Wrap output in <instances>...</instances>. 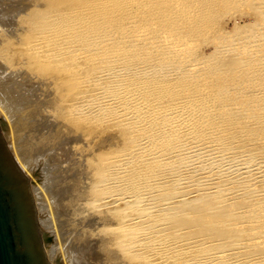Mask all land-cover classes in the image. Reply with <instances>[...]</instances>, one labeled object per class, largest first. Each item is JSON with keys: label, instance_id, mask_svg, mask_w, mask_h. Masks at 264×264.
I'll return each instance as SVG.
<instances>
[{"label": "rangeland", "instance_id": "1", "mask_svg": "<svg viewBox=\"0 0 264 264\" xmlns=\"http://www.w3.org/2000/svg\"><path fill=\"white\" fill-rule=\"evenodd\" d=\"M9 1H10V4H12V6L13 5L14 6H13V9H12L11 12H8V13L6 12L5 13L3 11L4 10L6 11V6H7L6 4H9L8 3ZM91 1L92 0H85V1L84 0H59V1L58 0H52V1L51 0H0V9H4L3 11L0 10V14L6 15L3 18L1 17V19H0V23L2 25L4 24L3 26L0 25V61H1L0 64H2L4 66V70H5L4 72L5 73L6 72L7 73H10L11 71L12 72L15 71V73H13V74H14V77L16 79L17 78L18 79H20V78H28L30 76L29 79L33 83H35V82L33 80V77L31 78V75L33 76L36 73H40L41 74L40 76L43 77L44 85L46 87H48V88H46V91H45L44 90L45 87L43 86V84L41 86L39 85L38 90L36 91V92H39L37 94L38 95V98L36 97L35 100L32 99V101H30L28 103V107L30 106L31 109L27 107L28 108V110H27L28 112L27 111L26 112L23 111L22 116H20V118H19L21 120H20V122L18 124L17 130L16 129H15V131H14V129L11 130V131L15 132L14 135H13V132H12V137H15L16 139H18L17 142L19 144V147L24 152H26V153H28L30 155L36 156V158L32 157V160H35V161L32 162V168H31L30 175L29 176L26 175L22 169H21V171L27 177V179L29 180V183L33 180V181H40V184H41V185H39V184H36L35 185V186H38L39 187V190H38V187H37V189H35V187H33L36 191L35 190L32 191L31 188H30V193H31V196H32L34 212L35 213H42V214H38L37 215V217H40V218H37L38 219L37 221H38V227L44 232V235H45V239L41 238V242H42L43 251H44L45 256L47 258V262L49 264H66V260H67V257L66 256H67V253H68L69 249L71 250V247H73V244L74 243L75 244L77 243L79 245H81V244L83 245L85 243V241H86L89 244V246L91 247V250H90L91 252L90 251L89 252H85V255H84V258H85L84 259V264H161V263L162 264H167V263L168 264H179L178 263L179 262V257L177 258V256H181L182 258H192L193 255H194V257L199 256V254H203L204 255L203 252H205V250H207V249L210 252L214 251L213 249H216L217 247H219L218 244L222 241V239L223 240L225 239L224 237H226V235H225L226 233H227L226 240L228 238H230V236L228 237V235H230V234L233 235V233H235V235H233L232 237L237 236V237L240 238V240H241L240 241L241 242L240 244L243 245L242 248H240L241 249L240 250V253H242V254L243 253H246V254H254L255 253V254L264 255V243H263L264 240L260 242V240H262L264 238V236H261V239H260V237H257V239H260V240H257L256 239L257 241L255 239L253 240L251 238L252 236H256V234L255 235H251V234H254V232L257 233L258 236L261 235V232L260 231H262V235L264 234L263 233L264 232V212H263V209H264V197H263V195H264V193H263L264 192V188H261V187H264V175L263 176H260V177L258 176L256 178L255 176L252 177L253 174L252 173L250 174V172H244V170H242L243 171L242 172L241 169H239V171H238V168L237 167H239L242 164L238 160L235 163L234 162L232 163V161L230 163V161H228V159H226L227 160L226 161L225 158L224 159L223 158H218L216 156H213L212 160H207L206 157H202L200 155H198V156H193L192 155V157H191L192 159L189 161L190 163L188 164V166H186V171H188V173H190L191 175L193 174V177L187 183L188 185L190 184L189 186L186 183L184 184V182L183 183H180L179 182V184L176 183L175 181H173L172 176L167 175V174H165L164 178H162L160 180V182H157L156 184L151 185L152 186V190L158 189V191L155 190L156 192L155 191H151V194H153V196L155 195L154 196L155 197V201L158 203V205L160 207L161 206L164 207V210L165 211L162 210V211L159 212V210H158L159 206H156V207L153 208V211H150L149 216L150 217H160V218H164L166 215L165 216H163V215L166 213V210L168 209L167 207L170 208V207H172V205L174 206L173 203H175V202H176L175 204L178 203L179 205L178 204L177 205L179 207H181V204H180V202L177 201L178 198L176 197V194L177 193H180V192H185V191L189 192V191H192L193 190V192H190L191 194L188 193L186 195L189 198H192V199H190L191 201L188 200L190 202V204L189 205L187 204L189 202H187V203L181 202L182 203V207H185V204H186V206H188V207L190 206V210H191L192 204H193L192 207H194V208L196 206H198L197 204L199 202V199L200 198L202 199L203 196H204L203 198L205 199V195L204 194L206 193V191L210 187V183L208 182L209 179H206V180L203 179V178H206L207 177L206 176V173H205V175L203 173V171H205L204 168L207 169V168L210 167V169H211L212 167H214V168L216 167V169L212 168L211 169V172L215 173L216 174L215 176H218V177L220 176L219 177L220 179L218 177H215V176L214 177L217 178V179H219V180H221V181H222V179H223V181L225 179L226 184L227 185L230 184L229 186H233V184L235 183L236 180L237 181L239 180V182H243V181L249 179V187H246L245 188L246 189L245 192H244V189L241 191L242 194H241V192H239L240 190H237V191L236 190H232L233 193L235 192V194L231 193L232 192L231 191L230 192L231 194L229 193L228 194V197L226 196L225 201L226 200L227 201H226V203L225 202L224 203L226 204L225 205L226 206L225 209L228 208V210L231 209V208H234V206H237V204L239 206H241V208L243 207V209H248V208L252 207L255 203H257L258 200L259 201L262 200L261 203L258 202V204L260 205L259 208H262V209H260L256 213V215H254L255 218L254 217H252V218L251 217H248L247 212H244L243 213L241 211L242 209H240V214L241 215L238 214V216H236V214L235 215L233 214L232 216L229 217V221L231 222V226L229 225V228H231V229L228 228V231H227V229L225 228V231L226 232L223 233L222 231H218L219 229L212 228L213 232L218 231V232L215 233L216 236H217V233L219 234L220 232H222L220 235H222V237L223 236L224 237L222 239L220 238L221 241L219 240V238H217L216 240L214 239L216 237L214 236L215 235L214 233H211V230L210 231L209 230H206L208 228L210 229V226L208 228H206V226H204L202 224L203 225V228H201L202 226L199 224V221L197 220L198 223L197 222H196V224L193 223V227L195 226L194 227V230L192 229L193 227L191 226L189 228L191 229L192 232L189 231V229H187V233L191 232V233H194L195 234V232H198L200 230V228H201V230L203 229V232H202L203 236L206 237L207 240H210L209 238H212L211 240H213V242L216 241L215 243H217V245L213 244V247H212V245H203V246H200L199 248H198V246H193V247L189 248L190 249V252L189 251L180 250L178 248L179 250L178 249L177 250H173L172 249V251H174V252H172L171 249L168 250L169 248L167 247V245H169L168 244L169 243V240L165 241L166 240L165 239V240L161 241L162 244L161 243L158 244V241L157 240H160L162 237H163V239L164 238H167V239H169V238L170 239H175V237H174L175 236L174 235L175 233L176 234H179L182 237V235H183L182 233H184V232L174 229V225H176L177 222H178L177 219H176L177 222L174 221V223H176V224H174L172 226L173 223H171L170 224V226H172L171 229L166 230L165 232L162 233V235L156 234L153 237L154 239H151V240H150V238H145V241L142 244L143 246L141 245V248H140V254H139V256H136V257H138V259H136L133 254H129L128 253V252H133V250H130L129 249V251L127 253L126 252L125 253H122L118 249L119 247L116 244L117 241H115V239L112 238L118 232L115 227H117L116 224L118 222V220L116 219V216H117L116 208L118 207L119 203H117V202L116 203L110 202L111 200L104 201L103 198H100L99 197L100 195H103L102 189L105 186V184L99 183L100 182V179H101V175L100 174L103 171V169L105 168L106 164L108 163V160L106 159V155H109L110 152H113V151H116V150L125 148L129 144V142H131V140H134V139H137L138 138V134H140V132L137 131L136 128H138L139 125L137 127V126H135V123L134 122H130L129 123V122H127L128 120L126 118H123L121 116L116 115L109 108H105V106H107V105H103L104 104L103 99L105 97H107V96H104L103 99L100 98V97H98L100 94H102V95H108L109 96L113 91L116 90V88L118 87V85H120V83L122 85L123 84H126L128 81H131L133 78H134L133 79L134 81H138L137 79L140 80L141 78L139 77V75H136V74H140V76L142 75L141 73H143V72H138V70L142 66H144V67H142V68H144V70H146L147 68L149 70V68L152 65H157L158 66V64H160V63H161L160 65L162 67H164V65H165V63L167 61V63H166L165 66H167L168 68L175 67L176 69L177 68L180 69V70H177V73H176L177 76L176 77L180 78L181 81H180V79H178V78L175 77L176 81H173V82H175L174 84L175 85L177 84V86L172 85V86H170L171 88L170 87H167V86L166 87L163 86V85H166V84H163V82H164L163 78L165 79V77H163V75L161 76V73H164V74H166V73H165L164 69L161 67L162 69L160 68L161 69L160 71H163V72H160V71L159 72H156L155 73L156 76L155 75L153 76L154 78H152V77H151V79L150 78H147V80L150 79L151 81L154 79L153 82L154 81L156 82L157 80H158V82H160L159 83V86H161V88H160L161 95L163 93H165V92H166L165 94H167V93L169 94V92L176 93L177 90H178L177 87L180 88L181 87L180 84L182 82V85H184L185 87L190 85L189 87H191V88L186 87L188 90H185V91L186 92H189L190 91L189 89L193 90V95L195 96V99H194L195 101H197L196 99L199 96V99L200 100L197 101V106L200 105V102L202 101L201 100L202 98L203 99L206 98L209 95V93H211V92L212 93H215V91L220 94V95H218L219 98L222 96L223 99L220 98L221 99V103L222 102H224V103L229 102L230 101L229 99H231L232 102L233 101L234 102H236V101L238 102V101L242 100L243 97H245V98L248 97L249 99L247 98V100L250 102L249 105H251L252 102H253L252 99H254V98L255 99H258V98H260L259 96H261L263 94V92H261V93L257 92L260 89L259 87H264V83H263L264 82V80H263L264 79V77H263L264 76V67H262V66H264V64L262 63V58L264 59V40H262V38H261V35H263V37H264V33H263L264 32V14H263L264 13V0H214V1L213 0H207V1L206 0H201V1L200 0H188L189 2L187 0H181V1L180 0H162V1L161 0H153V4L149 0H148V2H146L147 0H132L133 1V2L131 1L132 3L129 2L130 0H128V3H127V0H125V3L126 4H124L123 13L124 14L127 13V14L124 15V16H127L128 17L127 18L128 21L130 20L129 22H132V23H133L134 19H135V21L137 20L136 22L134 21L135 24L134 23L133 24L136 25V26H138V27H139V24H140L141 25L140 26L141 27L140 29L143 30V32H144V34H145L146 37H147V35H150L149 34L150 32L152 34V35H150V37L148 36L149 38L147 37L148 39L147 38H143L144 39L143 40L140 37L141 36L140 34H142V32H137V33L134 34L133 31H132V28L129 27V25L127 24L129 22H127L125 25H124V22H123L122 23L123 26H122L120 21L118 22L120 24H118V23L115 24L116 27H112L110 30H107L106 33H108L109 37L114 36L116 34V31L117 30H118L117 32L123 31V32H127V33L130 34L128 36V38L127 37H123L125 39H123V42H122L123 43V46H122V49L120 50L121 52L123 50V55L126 56V58H125V60L127 59L126 60V63H123L122 61H118L119 56L117 57V55H116L117 53H115L116 50H119V49H116L118 47V45H119V42H116V40H115L116 43H113V44H116L117 46L116 45L113 46L111 39L109 40V42H106L105 43V40H107V39H104V36H103V33L104 32L101 33L103 30L101 29L102 27H100L101 26L100 25V20L99 21H93L92 20L91 22H94V24L91 25V31L93 33L91 32V34H90L89 31H82L81 33L79 32L80 35H82V36H77L76 37L77 39L74 38V42L76 43V45H78L79 44V41H81L80 45H78L80 47H83L81 50H84V48L86 47V49H89L88 51L90 52V53H87V51H85V53L81 55L82 57L79 56L77 58L78 63H79L78 64V66H79L78 69L79 70H76L75 71V74H76V77L77 78H76V82H75L74 85L71 84L70 75L68 74L69 72L67 73V68H66V64L67 63L66 62H64V63H66L65 66H63V64L62 65L61 64H58L59 65L58 67L61 68V69L57 68V66H56V69H55L53 67V66H55L54 63L51 62L52 67L48 66L50 63L49 64H43L44 66L42 65L43 67H41L39 69V71L38 70L36 71V69L33 68L34 67V64H33L32 58H30V54L23 47V44H22L23 38L20 37L21 34L19 33V31H21L22 28H19L18 23L20 21L19 19L22 18V15L24 13L23 14H22V12L20 13V11L19 10L17 11V9L20 8L23 11H25V13H27V12H32L38 6H42L46 10L47 15H48V13H50L49 14L50 16L53 15V16H57L58 17L57 14H59L60 16L58 18L59 19L60 18L63 19L64 17L65 18L67 17L65 15H68V12H70V9L71 8H74L73 6H78V7L80 6V7L84 8L83 7L84 6L83 4H85V6H86ZM155 1L157 2L156 4H155ZM192 1H193V3H192ZM144 2H146L147 4L144 5L143 4ZM239 2H241V3H239ZM4 3H6V4H4ZM92 4L93 3H91V7H92ZM135 4H137V5L134 7ZM195 4H196V6H195ZM93 5L96 6V3L94 2ZM126 5H129V6L126 7ZM138 5H140L139 8H138ZM156 5H158V6H156ZM207 5L209 6V8H207L208 7ZM210 5H212V6H210ZM154 6L156 8H154ZM216 6L217 7L219 6L218 9H217ZM227 6H228V8H227ZM68 7H69V9L67 11V8ZM131 7H133V8H131ZM197 7H198V9H197ZM213 7H214V9H213ZM129 8H130V10H129ZM158 8H160V9H158ZM220 8H221V10H220ZM96 9H97V6L96 7H92L91 11H93V12H91V13H93V15H94V12L96 11ZM113 9H114V7L111 9L113 11V13H115V15H113V16L107 15V14H110V13H106L105 12V15H106L105 19L107 21L109 20L108 19V16H110L111 18H115L117 16L119 17L120 15H122V13H121L122 10L115 11ZM133 9H136V10H134L135 13H133V11H132ZM156 9H158V10H156ZM227 9H228V11H227ZM222 10H224V11H222ZM64 12H66V14ZM83 12H85V11H83ZM97 12H99V10ZM144 12H145L146 15H144ZM206 12H207V14H206ZM224 12H225V14H224ZM53 13L56 14V15H54ZM113 13H111V14H113ZM130 13L131 14L133 13V15L131 16ZM189 13L190 14L192 13V14L190 15ZM199 13H200V16L201 17L199 16ZM211 13L214 14V15H210ZM103 14H102V17L105 16V15L103 16ZM194 14H196V15H194ZM192 15H194V17H196V19H199V18H197V16H199L201 18L200 21L199 20H198L199 22L196 21V19H194ZM137 16H138L139 19L137 18ZM158 16H159V18H158ZM202 16H204V19H203ZM207 16H208V20H207V18H205ZM210 16H211V18H213V20H211V18L209 19ZM47 17H49V16H47ZM130 17H132V19ZM167 17H168V19H165ZM185 17H188V18H185ZM4 18L7 19V20H9V21H11L10 24H6L5 22H7V21H5ZM92 18H94V16H92ZM179 18H180V20H179ZM49 19H50V17H49ZM105 19H104V21H105ZM194 20H195V22H194ZM201 20L203 22H201ZM206 20H207V23H206ZM97 22H99V25L97 24ZM144 22H146V23H144ZM113 23L114 22H112V25H113ZM173 24H174V26H173ZM199 24H200V26H199ZM97 25L100 28H98V27L95 28L94 27V26H97ZM143 25H145V26L143 27ZM194 25L197 26V27H194ZM117 26L118 27L120 26L119 29H117L118 28ZM109 27H111V26H109ZM93 28H95V29H93ZM114 28H115V30H113ZM174 29H176V30L173 31ZM197 29L198 30L201 29V30L198 31ZM97 30L99 31V33H98ZM146 30H148V31H146ZM200 31L203 32V33H201ZM224 31H226V32H224ZM158 32L160 34H157ZM100 33L102 34L101 35V39H100V36H99ZM146 33H148V34L146 35ZM250 33H251V35H250ZM165 34L167 36L168 35L169 36L168 37H165L166 36ZM237 34H238V36H237ZM108 35H107V37H108ZM157 35L159 36V38H157L158 37ZM246 35L248 37L247 39H246ZM84 36H87V37H84ZM93 36H95L96 38L98 37L99 40H97L98 38L96 39ZM160 36H163V37H161V39L163 38L162 40L160 39ZM92 37H93V39H95L98 42H96L95 40L92 41ZM152 37L155 38V40ZM164 37L166 38V40H165ZM83 38H85V39L87 38L88 40H85ZM102 38H103L104 41L102 40ZM129 38L130 39L132 38V40H130ZM151 38H152V40H151ZM175 38H176V40H175ZM90 39H91L92 42H89ZM112 39H113V42H114V38H112ZM127 39H129V40H127ZM167 39L169 40V43H167V45H166L165 44V41L168 42ZM170 39H171V42H170ZM76 40H78V43L76 42ZM124 40H126V42ZM130 41L134 44V47L132 46L133 44L130 43ZM172 41L174 43H172ZM239 41L241 43L244 42V45L241 44L242 46L248 45L249 46L248 49H246V47L241 48L242 47L241 45L239 47L236 46V44H237L236 42L240 43ZM259 41H262V42L260 43ZM147 42H149V43H147ZM230 42H232V43H230ZM89 43L91 45H89ZM150 43L155 46L154 47L155 49L156 48L157 49L155 51L151 52L152 54L149 53V54H147V55L144 56L142 54V47H143V50L146 52L145 49H147V48H149L151 46ZM176 43L178 44V46H177ZM188 43H189V45H186ZM92 44L94 46H96V48H94ZM127 44H131V45H128L129 48L128 47L125 48L127 46ZM169 44H171V45H169ZM173 44H175V45H173ZM221 44H222V48L225 47L224 49H221V50H224V51L226 50L227 53L226 54H222L223 56L225 55L224 56L225 59L221 60L219 58V60L222 63H220L219 60H218V62H219V63H217L218 65L217 64L213 65V67H214L213 68L212 67V64H211L212 63L211 61H213L214 58H215V56H217L218 53H219V52H217L218 49H216L215 47H216V45L218 47H220ZM253 44L258 45V46H256V54H254V56H250V47H252ZM159 45H161V46H159ZM231 45H232L233 48L231 47ZM250 45H252V46H250ZM97 46L100 47V48L97 49ZM107 46H109V47L111 46L112 50H114L113 48L115 47V50L113 51L112 56H111V59H113L114 61H112V60L110 61V62H114V63H110L107 60L105 62H103V61H97V60H92L91 61V59L89 57L90 54H92L91 51H93V50H91V48L92 49L94 48V51L95 52L98 51V53H99V49L101 50L102 48L103 49L104 48H107ZM167 46H168V48H167ZM180 46L182 47L183 50L181 49ZM138 47H141V48H138ZM169 47H171V49ZM184 47H185L186 50H184ZM237 47H238V51L236 50ZM131 48H132V50H131ZM134 48L136 49L135 50L136 52L134 51ZM226 48H228V49H226ZM253 48L255 49V46L252 47V50H253ZM137 49H140V52H139V50L137 51ZM148 50H151V48H149ZM179 50H180V52H179ZM234 50H235V52L237 54L235 52H233ZM124 51H126V52L124 53ZM162 51H165V52L163 53ZM174 51H177L176 54H175ZM190 51H191L192 54H194V53L195 54L192 55L190 53ZM117 52H119V51H117ZM137 52H139V53L138 54H135ZM213 52H216V53H213ZM240 52L241 53L244 52V53L241 54ZM188 53H190V54H188ZM222 53H224V52H222ZM238 53H239V56H238ZM214 54H216V55H214ZM113 55H115V56H113ZM136 55L139 56L140 59H142L144 57L143 59L145 61L143 63L144 64H147V65H142L143 64L142 62H139L140 64L137 63L138 62V57H134ZM235 55H237L238 57L235 56ZM99 56H103V54L102 55L100 54ZM179 56H180V58H179ZM201 56H202V58H201ZM210 56H211V58L214 56V58L213 59H210ZM46 58H47L46 61H48L50 59V57H46ZM79 58L80 59L82 58V60H79ZM171 58H172V60H170ZM232 58H241L240 61L243 60V62H242V64L241 63L239 64V62L238 63L237 62L236 63L235 62L234 63L231 62L232 63L231 64L230 63V60H232ZM244 58L246 60H244ZM87 59H88V61H86ZM115 59H117V60H115ZM186 59H191L193 61V63H195V64H192V65L189 64L190 65L189 66ZM258 59L261 60L260 61L261 63L259 62ZM75 60H76V58H75ZM153 60H155V61H153ZM227 60H229V61H227ZM248 60H249V63L247 62ZM84 61H86V62L84 63ZM135 61H137L136 63L138 65L134 63ZM158 61H159V63H158ZM182 62H184V64H182ZM45 63H47V62H45ZM119 63H122V64H119ZM148 63L150 65H148ZM162 63L164 65H162ZM205 64H207L206 66H208V68L210 66L208 64H211L210 70L208 68H206ZM119 65H122V66H119ZM202 65H203V67H202ZM235 65L238 66L239 69L237 67H235ZM256 65H258V66H256ZM108 66H109V68H108ZM131 66H132L133 69H131ZM178 66H180V67H178ZM44 67H45V69H44ZM116 67H118V68H116ZM134 67H135V69H134ZM204 67L208 71H206ZM21 68H22V70H21ZM105 68H108L106 71H109L110 72L109 76L106 75L104 77L105 79L102 77L101 79H99L97 81H94L95 73H98L99 71L105 70ZM119 68H121V70H118ZM192 68H194V69H192ZM224 68L227 69V70H225ZM231 68H232V70H231ZM41 69H42V71H41ZM115 69H117V70H115ZM228 69H230V70H228ZM58 70H60V72ZM181 70H183L184 73ZM225 71H227V72H225ZM241 71H244V72H241ZM204 72H205V74H204ZM85 74H87L88 76L87 75L85 76ZM113 74H116V75H113ZM209 74H211V75L213 74L212 75L213 77L211 75H209ZM110 75H112V76H110ZM203 75H205V76H203ZM136 76H138V78ZM232 76H233V78H232ZM51 77H53V79ZM128 77H130V79ZM182 78H184V79H182ZM88 79L89 80L90 79H93L91 81V85L89 86V88L91 89V117H90V120L91 121L89 119L86 120L84 117L78 116V115H81L80 114V111H81V108L83 107L82 105H80V103H78L79 101L75 103L76 107H75V109L73 111V113L75 112V114H73V115H76V117H74L72 114H67L68 113V109H70V106H68L66 104V103H69V100L71 99V96H72V94L74 92H77V91L81 90L82 88H84L86 86L85 85L86 84L85 81H89ZM159 79L161 81H159ZM175 79H172V80H175ZM55 80H57V82H58V85L57 86L54 84L55 83ZM144 80H145L144 81L145 83H148L149 82V81L147 82L146 79H144ZM231 80H232V83H231ZM179 81H180V83H179ZM206 81H207V83H206ZM194 82H196V83H194ZM201 83H203V84H201ZM248 83H250V84H248ZM139 84H140V82H139ZM224 84H226V85H224ZM179 85H180V87H179ZM203 86H205V87H203ZM209 86H211L212 88L209 87ZM53 87L54 88L57 87L56 90ZM232 87H234V88H232ZM200 89L201 90L203 89V90L201 91ZM206 89L208 91H206ZM254 89H256V90H254ZM163 91H165V92H163ZM172 91H174V92H172ZM255 91L258 93V95L256 94ZM213 95H216V94H213ZM64 96H65V98H63ZM160 97L162 98L163 96H160ZM224 97H225V100H224ZM165 98L166 97L164 96L163 99H165ZM227 99H228V101H227ZM38 100H40V101H38ZM64 102H66V103H64ZM215 102H217V99H215ZM218 103H220V102L218 101ZM35 105H37V107H34ZM77 106H78V108H77ZM38 107H42V110L38 109ZM246 108L244 107L242 109V111L239 109L241 111L239 114H237L238 113V111H237V113H236L237 114V119H236V117H234V120H233L234 122H232L233 124H231V126H233L234 128H236V125L239 124V120H241L242 118L247 119V118L244 117V113H243L244 111H246L245 114H249V113H255L258 110V109H250V108L248 109L247 108L248 109V111H247ZM203 112H205V111H203ZM29 113H30V115H29ZM26 114H28L29 116L26 115ZM52 115H54V116H52ZM3 116L4 115L1 113L0 114V123L1 124H5V127H0V133H1V135H2V137L4 139V141H5V143L7 145V148L9 150V152H10L13 160L16 162L15 158L12 155L13 153L10 150V147H9V144H8V140L9 139H6L3 136V132L4 131L8 132V123H10L12 121L10 123V125L12 123L16 124L15 123V117L12 120V118H11L12 116L7 117V119L5 118V116L4 117ZM23 116L28 117V118L25 119ZM54 117H55V119H54ZM200 117L203 118V116H200ZM69 119H71V120H69ZM42 120H43V124H41L42 123ZM119 120H120V122H119ZM122 120H124L126 122H124ZM37 121H39V122L41 121V123H39ZM64 121H66V122H64ZM155 121L156 120L153 118V123H155ZM53 122H54V124H53ZM199 126L200 127H203V125H201V124H198V125L196 124L197 130L202 129ZM154 129H156V128H154ZM134 130H136V131H134ZM127 131H129V133H127ZM9 132H10V130H9ZM229 132H230L229 133L230 139L233 138L234 140H238L239 137H242L241 139L238 140L239 141V145H243L244 142H246V140L252 139V137H254L253 132H244L243 135H242V133H241V135L238 134V133H235L234 132V129H232V131L229 130ZM248 134H252L251 135L252 137L250 135H248ZM152 136H156V133H150L149 138L151 139ZM256 136H258L257 139H256V142L250 143V144L246 145L247 146L246 149L243 148V150H248L251 153V155L253 154L255 157H256L257 154H258V156L260 154L261 155L264 154V147H263L264 144H263V142H259L258 143L257 140L259 141L260 135L257 134ZM248 137H250V138H248ZM218 138H219V136H217L216 141H218ZM152 139H154V137H152ZM34 140H35V142H34ZM30 148H31V150H30ZM238 149H241V147H239ZM56 151H57V153H55ZM44 153H45V156H44ZM39 154L40 155L42 154V155L40 156ZM130 156H131V160H130V162L128 164H126L127 165L126 167H128V169H129V167H132V165L133 166H136L137 165L136 166L137 169L135 170L136 172L138 171L137 174L139 173L141 175L144 172L142 169H144V168L145 169H148V167H150L152 165V163L149 162V163H147V165L144 166L143 165V162L144 161H147V160H145L143 156H141V155H139L137 153L136 154L135 153H132ZM181 156H179V157L181 158ZM195 157H198V158H195ZM257 157H256V159H258ZM180 158L178 159V157H175L174 159H172L174 162L173 161L172 162L173 163H176V161L181 160ZM202 158H204V159H202ZM253 158L251 157V159H252L251 161L252 162H254L253 161L254 160ZM220 159L221 160L223 159L224 166H221V165H223L222 164L223 161H221ZM132 160H134L136 163L134 161H132ZM138 161H140V162H138ZM194 161L196 162V164H195ZM208 161H211L209 163V166H208ZM251 161H249L250 164H251V167H250L251 169H252V166L253 167H256L257 166L258 169H261L259 167L260 164H256V163L253 164ZM197 162H198V164H197ZM228 162L231 164V166H230V164ZM16 164H18V163L16 162ZM199 164H200V166H199ZM225 164H226V166H225ZM140 165L142 167H144V168H142ZM242 166H244V164H242ZM242 166H240V168H242ZM18 167L20 168L19 165H18ZM198 167H199V170L200 171L198 170ZM43 168H45V170H48L47 172H48V174H50L49 178H47L48 180L47 179H44V176L42 175L43 174ZM170 168H171V166H170ZM174 170H178V169H176V167H175ZM215 170L217 172H220V174L217 173ZM252 170H251V172H252ZM110 171L112 172L113 169L110 168V170L107 173H109ZM201 172L203 174H201ZM231 172H233V173H231ZM107 173H106V175H107ZM248 173H249V175H251L250 176L251 178L249 177ZM208 174L210 176L211 173L209 172ZM201 175L204 176V177H202ZM197 176H199V179L197 181L196 180L194 181L193 180V179H195L194 177H197ZM245 176L247 178H245ZM166 177H168V178H166ZM243 177L245 178V180H244ZM240 178H242L243 181H240ZM226 180H228L229 182H232V183L234 182V183L233 184L232 183H229ZM231 180H235V181H231ZM254 180H255L256 183L254 182ZM192 181H194V182H192ZM128 182H129L128 185H130V182L131 181H128ZM197 182H198V184L196 185ZM95 183H97V184H95ZM137 183L138 184H141L139 181ZM176 184H177V186H176ZM191 184H192V186H191ZM237 184H239V183L237 182ZM256 184H257L258 187L256 186ZM183 185H185L186 187H184ZM194 185H195V187H193ZM151 186L149 185V187H151ZM207 186H209V187H207ZM60 187H65V192H63ZM163 187H164V189H162ZM178 187L180 189H178ZM206 188H208V189H206ZM249 188H253L252 190L255 191V193L251 189H249ZM258 188L261 189V191L258 192ZM44 189L46 191L48 189L49 190L46 193ZM94 189H96V190H94ZM114 189L116 190V188H114V187L111 186V188L108 189V190H110L109 193L110 192L113 193ZM37 190H38V192H37ZM170 190L172 191L171 193H170ZM174 190H175L176 194H175ZM256 191L258 193H256ZM35 192H37L39 194H37ZM48 192H50V193H48ZM251 192H252V194H256V195L255 196L252 195V197H251L250 196L251 195L250 194ZM259 193H262V194L261 195H258ZM151 194H150V196H151ZM157 194H158V196L160 198L159 197L156 198ZM199 195H201V196L199 197ZM207 195H208V197L205 200L212 201V199H211L212 197L211 196L209 197V194L208 193L206 194V196ZM241 195H243V196H241ZM36 196H37V198H36ZM172 196L174 198H172ZM248 196H250V197H248ZM260 196H262L263 198L260 197ZM33 197H35L36 199L33 198ZM38 197H40V198L38 199ZM50 197H52V198H50ZM196 197L199 198V199L197 200ZM169 198H170V200H169ZM51 199H53L52 202L55 199V202H54L55 206L53 208L54 211H53V209L50 210V207H49V200H51ZM57 199L62 202L61 203L62 205H60V206L57 205V207H56V204L58 203V200ZM255 199H258V200H256V202H255ZM38 200H40V202ZM41 200H42V202H41ZM97 200H100V201L98 202ZM162 200H164V203H166V204H164ZM167 200L170 203L167 202ZM174 200H176V201H174ZM56 201H57V203H56ZM108 201L110 203H112V204H110ZM158 201H160V202H158ZM192 201H193V203H191ZM253 201H254V204L251 205L252 204L251 202H253ZM183 203H185V204L183 205ZM195 203H197V204L194 205ZM177 205H175V207H173L174 209L173 208L172 209L171 208L168 209L167 210L168 211L167 213H169L170 210L172 211L171 213H173V211L175 209H177ZM48 208H49V210H48ZM196 208H198V207H196ZM154 209H156L158 212L157 213H153V212H156V210H154ZM185 209L188 212L190 211L186 207H185ZM232 212H234V211H232ZM259 213H260V215H259ZM173 216L174 215L172 214V217ZM214 216H216V218H217V215H214ZM203 217L200 216V218H203ZM208 217H207L208 220L209 219H212L210 216H208ZM236 217H238V218H236ZM111 218H112V220H111ZM173 218H175V217H173ZM113 219H115V221ZM239 219L241 220L240 222H239ZM243 219H246V220L244 221ZM261 220L263 221V223H261L262 222ZM47 221H49V222H47ZM200 221L202 223L204 222L203 219L200 220ZM109 222H111V223L113 222V224H110ZM54 223L55 224L57 223V224L55 225ZM197 224H198L199 227L201 226L199 228V230H197L198 229V226L196 227ZM254 225H255V227L256 226L257 227L256 228L255 227L252 228ZM177 226H175V227L177 228ZM59 228L60 229L62 228L63 230H59ZM86 228H88V229H86ZM174 230L176 232H174ZM233 231H235V232H233ZM250 231H251V233H250ZM204 232L205 233L208 232L206 234L207 236L208 235L209 236L212 235L213 237L212 236L211 237L208 236L209 237L208 238L204 234ZM228 232H229V234H228ZM61 233H62V235H61ZM210 233H211V235H210ZM249 233H250V235H248ZM163 234H165V236ZM179 235L176 236V238L177 237L179 238L180 237ZM220 235L218 237H221ZM50 236H51V240L46 239V238H48ZM171 236L174 237V238H171ZM241 238H243V239H241ZM248 238L252 239V240L249 239V241H251V243L247 240ZM148 240H150V241H148ZM170 241H172V240H170ZM254 241L256 243H252ZM71 242H72V244H71ZM87 243H85V244H87ZM151 243H154V244H151ZM258 243H260V244H258ZM51 244L54 245V246H56V244H57V246H56V248H53L55 251L53 250L54 252H53L52 258L49 259L48 258V255H47V248L54 247V246H51ZM59 244H61V245H59ZM49 245H50V247H49ZM63 246H64V248H63ZM161 246H162V248H161ZM192 248H194L195 251L192 250ZM219 248H217V250H219ZM62 250L66 251V252H64ZM152 250H154L155 252L152 251ZM201 251H202V253H201ZM162 253H169L170 257H169V260L166 261L167 263L161 261V259H160V261H159V259L157 260V256L158 257H161L160 255ZM172 254H173V256H172ZM140 255H141L142 258L140 257ZM175 255H176V257H174ZM149 256L150 257L152 256V257L149 258ZM171 256L174 257L175 260H173V258ZM262 257L264 258V256H262ZM253 264H264V261L254 262Z\"/></svg>", "mask_w": 264, "mask_h": 264}, {"label": "bare ground", "instance_id": "2", "mask_svg": "<svg viewBox=\"0 0 264 264\" xmlns=\"http://www.w3.org/2000/svg\"><path fill=\"white\" fill-rule=\"evenodd\" d=\"M52 1V0H51ZM59 1V0H58ZM85 1V0H84ZM132 0H130L129 2H131ZM152 2L153 4V0H149ZM162 1V0H161ZM181 1V0H180ZM188 1V0H187ZM201 1V0H200ZM207 1V0H206ZM214 1V0H213ZM87 2V1H86ZM94 2L96 3V6H97V9L99 10V12H97L98 10L96 9V11L94 12V15L93 11H91L92 7H96L94 4ZM140 2V1H139ZM138 2V3H139ZM142 2V1H141ZM148 2V0L146 1ZM144 2L143 4L146 5L147 3ZM189 2V1H188ZM198 2V1H197ZM205 2V1H204ZM223 2V1H222ZM230 2V1H229ZM9 4H6V11L4 9H0V10H4L3 12H11L12 9H13V6L12 4H10V1L8 2ZM91 3L92 4V7H91ZM127 3H128V0H127ZM137 3V2H136ZM150 3V2H149ZM157 2L155 1V4ZM180 3V2H179ZM187 3V2H186ZM193 3V1H192ZM211 3V2H210ZM209 3V4H210ZM241 3V2H239ZM41 4V3H40ZM73 4V3H72ZM87 4V3H86ZM124 4L125 3V0H92L91 2H89L86 6L85 4H83L84 8L82 7H78V6H73L74 8H71L70 9V12H68V15H65L67 16L66 18L64 17L63 19H59L58 17L60 16L59 14L58 17L57 16H50L48 13L47 15V12L46 10L42 7V6H38L37 8H35V10H31L32 12H27L25 13V11H23L22 9L18 8L17 11L19 10L20 13L22 12V18L19 19V23H18V26L19 28H22L21 31H19V33L21 34V38H23L22 40V44H23V47L25 48L26 51H28V53L30 54V58H32L33 60V64H34V69H36V71L43 67L44 65L43 64H49L48 66L52 67L51 65V62L54 63L55 66H53L55 69H56V66L57 68H59L58 64H63V66H65L66 64V68H67V73L70 75V80H71V84H75L76 82V74H75V71L76 70H79L78 69V60L77 58L79 56H81L82 54L85 53V51H87V53H90L88 50L89 49H86V47L84 48V50H81L83 47H80L78 45H80L81 41H79V44L76 45V43L74 42V38H76L77 36H82L80 35V33L82 31H89L90 34H91V25L94 24V22H91L92 20L93 21H99L100 20V27H102L101 29L103 30L101 33H103V36H104V39H107L105 40V43L106 42H109V40L111 39L112 40V44L113 43H116V42H119V45L116 49H119V50H116L115 53H117V57L119 56V59L118 61H122L123 63H126V56L123 55V50L122 52L120 51L122 49V46H123V37H127L130 35L129 33L127 32H123V31H119L117 32L116 31V34L112 37H109L107 30H110L112 27H116L115 24L118 23L119 21L121 22V25L123 26V22H124V25L129 22L128 21V17L127 16H124L126 15L127 13H123V10H124ZM134 4V3H133ZM142 4V5H143ZM198 4V3H197ZM208 4V5H209ZM137 4L134 5V7L136 6ZM187 5V4H186ZM206 5V4H205ZM207 5V6H208ZM232 5V4H231ZM241 5V4H240ZM259 5V4H258ZM5 6V5H4ZM116 6V7H115ZM129 6V5H126V7ZM140 5H138V8H139ZM151 6V5H150ZM158 6V5H156ZM185 6V5H184ZM196 6V4H195ZM212 6V5H210ZM224 6V5H223ZM237 6V5H236ZM245 6V5H244ZM261 6V5H260ZM259 6V7H260ZM114 7L113 10L115 11H118V10H122V15H120L119 17H115V18H111L110 16H113L115 15V13H113V11L111 10L112 8ZM118 7V8H117ZM147 7V6H146ZM153 7V6H152ZM164 7V6H163ZM194 7V6H193ZM203 7V6H202ZM217 7V6H216ZM219 7V6H218ZM217 7V9H218ZM230 7V6H229ZM133 8V7H131ZM143 8V7H142ZM154 8H156L154 6ZM153 8V9H154ZM209 8V6L207 7ZM228 8V6H227ZM69 7L67 8V11H68ZM83 9V10H82ZM152 9V10H153ZM160 9V8H158ZM156 9V10H158ZM198 9V7H197ZM202 9V8H201ZM205 9V8H204ZM214 9V7H213ZM216 9V10H217ZM8 10V11H7ZM60 10V9H59ZM58 10V11H59ZM63 10V9H62ZM130 10V8H129ZM136 9H133V13H135ZM203 10V9H202ZM201 10V11H202ZM212 10V9H211ZM221 10V8H220ZM85 11V12H83ZM108 11V12H107ZM128 11V10H127ZM139 11V10H138ZM144 11V10H143ZM181 11V10H180ZM192 11V10H191ZM224 11V10H222ZM221 11V12H222ZM228 11V9H227ZM60 12V11H59ZM58 12V13H59ZM105 12L106 13H110V14H107V15H110L108 16V21L105 19L106 15H105ZM130 12V11H129ZM150 12V11H149ZM156 12V11H155ZM210 12V11H209ZM208 12V13H209ZM218 12V11H217ZM262 12V11H261ZM2 13V12H1ZM62 13V12H61ZM66 14V12H64ZM104 13V14H103ZM113 13V14H111ZM133 13L131 14V16L133 15ZM172 13V12H171ZM213 13V12H212ZM210 14V15H214V14ZM220 13V12H219ZM54 14V13H53ZM63 14V13H62ZM61 14V15H62ZM102 14L104 17H102ZM142 14V13H141ZM190 14V13H189ZM192 14V13H191ZM190 14V15H191ZM203 14V13H202ZM201 14V15H202ZM207 14V12H206ZM225 14V12H224ZM262 14V13H261ZM264 14V13H263ZM56 15V14H54ZM117 15V14H116ZM144 15L145 12H144ZM181 15V14H180ZM189 15V16H190ZM196 15V14H194ZM194 19H196V17H194ZM216 15V14H215ZM223 15V14H222ZM6 15H2L0 14V19L1 17H5ZM49 16V17H47ZM92 16H94V18H92ZM174 16V15H173ZM187 16V15H186ZM188 16V17H189ZM199 16H200V13H199ZM197 16V18L199 19H196V21H200V17ZM62 17V16H61ZM177 17V16H176ZM188 17H185V18H188ZM203 19H204V16H202ZM215 17V16H214ZM12 18V17H11ZM49 20H48V19ZM132 19V17H130ZM129 18V19H130ZM134 18V17H133ZM138 18V16H137ZM159 18V16H158ZM207 18L208 20V16L205 17ZM211 18V16L209 17V19ZM5 19V18H4ZM103 19V20H102ZM105 19V21H104ZM139 19V18H138ZM144 19V18H143ZM165 19H168L165 18ZM164 19V20H165ZM103 22H102V21ZM171 20V19H170ZM180 20V18H179ZM189 20V19H188ZM207 20H206V23H207ZM211 20H213V18H211ZM5 22L6 24H10L11 21L5 19ZM132 21V20H131ZM135 21V19H134ZM133 21V23H134ZM137 21V20H136ZM135 21V22H136ZM166 21V20H165ZM169 21V20H168ZM172 21V20H171ZM176 21V20H175ZM185 21V20H184ZM198 21V22H199ZM215 21V20H214ZM4 22V21H3ZM112 22L113 25H112ZM140 22V21H139ZM195 22V20H194ZM201 22H203L201 20ZM205 22V21H204ZM13 23V22H12ZM130 23V24H129ZM127 23L129 25V27L132 28V31L133 33H137V32H142V34H140L139 36L141 37V39L143 38H147L148 36L150 37L151 32L149 33L150 35H147L148 33H146L147 37L145 36L144 32L142 29H140L141 25L139 24V27L134 25L132 22H129ZM146 23V22H144ZM212 23V22H211ZM258 23V22H257ZM97 24L99 25V22H97ZM111 24V25H110ZM120 24V23H118ZM177 24V23H176ZM194 24V23H193ZM253 24V23H252ZM1 26H3L1 23H0ZM94 26L95 28L98 27L100 28L99 26ZM111 26V27H109ZM145 25H143L144 27ZM147 26V25H146ZM174 26V24H173ZM200 26V24H199ZM198 26V27H199ZM202 26V25H201ZM205 26V25H204ZM250 26V25H249ZM5 27V26H4ZM109 27V28H108ZM118 27V26H117ZM120 27V26H119ZM119 27L117 29H119ZM178 27V26H177ZM190 27V26H189ZM194 27H197L194 25ZM210 27V26H209ZM8 28V27H7ZM93 28V29H95ZM125 28V27H124ZM155 28V27H154ZM165 28V27H164ZM163 28V29H164ZM173 28V27H172ZM203 28V27H202ZM123 29V28H122ZM128 29V28H127ZM196 29V28H195ZM249 29V28H248ZM115 30V28L113 29ZM126 30V29H125ZM129 30V29H128ZM152 30V29H151ZM159 30V29H158ZM176 29H174L173 31H175ZM190 30V29H189ZM198 30V29H197ZM201 30V29H199ZM198 30V31H199ZM240 30V29H239ZM261 30V29H260ZM96 31V30H95ZM98 31V30H97ZM112 31V30H111ZM148 31V30H146ZM164 31V30H163ZM162 31V32H163ZM168 31V30H167ZM172 31V30H171ZM172 31V32H173ZM196 31V30H195ZM236 31V30H235ZM251 31V30H250ZM254 31V30H253ZM252 31V32H253ZM6 32V31H5ZM80 32V33H79ZM153 32V31H152ZM155 32V31H154ZM157 32V31H156ZM169 32V31H168ZM201 32V31H200ZM226 32V31H224ZM234 32V31H233ZM93 33V32H92ZM99 33V31H98ZM100 33V39H101V34ZM111 33V32H110ZM109 33V34H110ZM132 33V34H133ZM167 33V32H166ZM182 33V32H181ZM203 33V32H201ZM236 33V32H235ZM245 33V32H244ZM264 33V32H263ZM155 34V33H154ZM157 34H160L159 32ZM175 34V33H174ZM205 34V33H204ZM233 34V33H232ZM11 35V34H10ZM86 35V34H85ZM97 35V34H96ZM108 35V37H107ZM111 35V34H110ZM156 35V34H155ZM163 35V34H162ZM166 35V34H165ZM164 35V36H165ZM180 35V34H179ZM200 35V34H199ZM222 35V34H221ZM251 35V33H250ZM260 35V34H259ZM91 36V35H90ZM133 36V35H132ZM154 36V35H153ZM158 36V35H157ZM169 36V35H168ZM167 35L165 37H168ZM238 36V34H237ZM84 37H87V36H84ZM94 38H96L95 36H93ZM92 37V41L95 40L93 39ZM131 37V36H130ZM148 37V38H149ZM161 37L163 36H160V39ZM164 37V38H165ZM174 37V36H173ZM184 37V36H183ZM194 37V36H193ZM98 38V37H97ZM96 38V39H97ZM114 38V42H113V39ZM116 38V39H115ZM147 38V39H148ZM153 38V37H152ZM151 38V40H152ZM159 38V36L157 37ZM177 38V37H176ZM175 38V40H176ZM220 38V37H219ZM247 35H246V39H247ZM261 38L262 40H264V37L263 35H261ZM260 38V39H261ZM77 39V38H76ZM85 39V38H83ZM130 39V38H129ZM127 39V40H129ZM138 39V38H137ZM155 40V38H153ZM163 39V38H162ZM161 39V40H162ZM174 39V38H173ZM186 39V38H185ZM242 39V38H241ZM80 40V39H79ZM85 40H88L87 38ZM99 40V38L97 39ZM103 40V38H102ZM116 40V42H115ZM132 40V38L130 39ZM144 40V39H143ZM150 40V41H151ZM166 40V38H165ZM168 40V39H167ZM180 40V39H179ZM253 40V39H252ZM91 39L89 42H92ZM96 41V40H95ZM104 41V40H103ZM126 42V40H124ZM135 41V40H134ZM133 41V42H134ZM142 41V40H141ZM149 41V40H148ZM188 41V40H187ZM231 41V40H230ZM242 41V40H241ZM244 41V40H243ZM76 42L78 43V40H76ZM87 42V41H86ZM85 42V43H86ZM98 42V41H96ZM129 42V41H128ZM155 42V41H154ZM158 42V41H157ZM170 42H171V39H170ZM181 42V41H180ZM179 42V43H180ZM185 42V41H184ZM183 42V43H184ZM240 42V41H239ZM249 42V41H248ZM253 42V41H252ZM256 42V41H255ZM260 43L262 41H259ZM13 43V42H12ZM83 43V42H82ZM88 43V42H87ZM100 43V42H99ZM111 43V42H110ZM109 43V44H110ZM130 43H132L130 41ZM138 43V42H137ZM145 43V42H144ZM149 43V42H147ZM152 43V42H151ZM150 43V47L151 50H148L149 48L145 49L146 52L143 50V47H142V54L145 56L153 51H155L156 49L154 48L155 46L152 45ZM167 43H169V40L168 42L165 41V44L167 45ZM172 43H174L172 41ZM202 43V42H201ZM232 43V42H230ZM236 46H240L241 44L244 45V42H236ZM246 43V42H245ZM84 44V43H83ZM104 44V43H103ZM111 44V45H112ZM133 44V43H132ZM146 44V43H145ZM177 44V43H176ZM82 45V44H81ZM89 45H91L89 43ZM93 45V44H92ZM108 45V44H107ZM116 44H113V46H115ZM128 45H131V44H127V46L125 48L128 47ZM158 45V44H157ZM164 45V44H163ZM165 45V46H166ZM171 45V44H169ZM175 45V44H173ZM186 45H189L186 44ZM191 45V44H190ZM229 45V44H228ZM241 45V46H242ZM88 46V45H87ZM112 46V47H113ZM117 46V45H116ZM134 47V44L132 45ZM131 46V47H132ZM161 46V45H159ZM158 46V47H159ZM164 46V47H165ZM178 46V44H177ZM252 46V45H250ZM255 46V49L253 48L252 50V47ZM252 47H250V56H254V54H256V46L258 45H255L253 44ZM19 47V46H18ZM21 47V46H20ZM92 47V46H91ZM94 48H96V46L93 45ZM106 47V46H105ZM153 47V48H152ZM163 47V46H162ZM181 47V46H180ZM221 47V48H220ZM218 47L216 45V49H218L217 52L218 53V57L214 56L211 58L210 56V59H213V61H209L211 64H212V67L213 65L217 64V63H222L219 58L221 60L225 59V55L223 56L222 54H226V50H221V49H224L222 48V44L221 46ZM232 47V45H231ZM238 47L236 48V50L238 51ZM246 47V49H248V45L246 46H242L241 48H244ZM94 48L91 50V53L90 54V59L91 61L92 60H97V61H103L105 62L106 60L108 62H110L111 60L114 61L113 59H111V56H112V53L113 51L115 50V47L113 48L114 50H112L111 46H107V48H102L101 50L99 49V53L98 51H94ZM100 48L97 46V49ZM124 48V47H123ZM129 48V47H128ZM138 48H141V47H138ZM168 48V46H167ZM171 49V47H169ZM233 48V47H232ZM179 49V48H178ZM182 49V47H181ZM180 49V50H181ZM191 49V48H190ZM215 49V50H216ZM228 49V48H226ZM231 49V48H230ZM235 49V48H234ZM132 50V48H131ZM136 49L134 48V51ZM139 50L140 52V49H137V51ZM164 50V49H163ZM166 50V49H165ZM179 50V52H180ZM183 50V49H182ZM184 50L185 47H184ZM119 51V52H117ZM130 51V50H129ZM168 51V50H167ZM170 51V50H169ZM193 51V50H192ZM242 51V50H241ZM246 51V50H245ZM10 52V51H9ZM126 51H124L125 53ZM136 52V51H135ZM139 52L135 53V54H138ZM163 53L165 51H162ZM175 54L177 51H174ZM224 52V53H222ZM235 52V50L233 51ZM247 52V51H246ZM182 53V52H181ZM184 53V52H183ZM191 53V51H190ZM188 53V54H190ZM208 53V52H207ZM213 53H216V52H213ZM236 53V52H235ZM234 53V54H235ZM241 53V52H240ZM244 53V52H242ZM241 53V54H242ZM102 55L103 56H99V55ZM119 54V55H118ZM132 54V53H131ZM152 54V53H151ZM168 54V53H167ZM174 54V55H175ZM192 54V53H191ZM195 54V53H194ZM192 54V55H194ZM237 54V53H236ZM240 54V55H241ZM126 55V54H125ZM157 55V54H156ZM207 55V54H206ZM216 55V54H214ZM29 56V55H28ZM115 56V55H113ZM176 56V55H175ZM181 56V55H180ZM179 56V58H180ZM188 56V55H187ZM200 56V55H199ZM231 56V55H230ZM234 56V55H233ZM237 56V55H235ZM238 56H239V53H238ZM237 56V57H238ZM9 57V56H8ZM46 57H50V61H46ZM82 57V56H81ZM134 57H138V62L135 61L134 63L137 64L139 62H144L145 60L142 58L140 59L139 56H134ZM148 57V56H147ZM155 57V56H154ZM167 57V56H166ZM174 57V56H173ZM184 57V56H183ZM195 57V56H194ZM232 57V56H231ZM248 57V56H247ZM258 57V56H257ZM76 58V60H75ZM87 58V57H86ZM116 58V57H115ZM159 58V57H158ZM202 58V56H201ZM101 59V60H100ZM137 59V58H136ZM146 59V58H145ZM155 59V58H154ZM168 59V58H167ZM209 59V60H210ZM249 59V58H248ZM27 60V59H26ZM30 60V59H29ZM79 60H82V58ZM117 60V59H115ZM172 60V58L170 59ZM178 60V59H177ZM185 60V59H184ZM187 62H188V65L189 64H195L193 63V61L191 59H186ZM194 60V59H193ZM219 60V62H218ZM241 58H232V60H230V63H238L239 64L243 62L240 61ZM244 60H246L244 58ZM259 60V59H258ZM3 61V60H2ZM20 61V60H19ZM18 61V62H19ZM88 61V59L86 60ZM84 61V63L86 62ZM155 61V60H153ZM195 61V60H194ZM199 61V60H198ZM229 61V60H227ZM252 61V60H251ZM257 61V60H256ZM261 60H259L260 62ZM1 62V61H0ZM31 62V61H30ZM47 62V63H45ZM66 62V63H64ZM83 62V61H82ZM116 62V61H115ZM137 62V63H136ZM149 62V61H148ZM165 62V61H164ZM170 62V61H169ZM246 62V61H245ZM249 63V60L247 61ZM246 62V63H247ZM15 63V62H14ZM81 63V62H80ZM110 63H114V62H110ZM130 63V62H129ZM141 63V64H142ZM147 63V62H146ZM159 63V61H158ZM157 63V64H158ZM167 63V61H166ZM165 63V65H166ZM181 63V62H180ZM208 63V62H207ZM229 63V62H228ZM231 63V64H232ZM253 63V62H252ZM261 63V62H260ZM262 63L264 64V59L262 58ZM90 64V63H89ZM109 64V63H108ZM118 64V63H117ZM119 64H122V63H119ZM140 64V63H139ZM161 64V63H160ZM160 64L157 65H152L149 70L148 68L146 70H144V66H142L138 72H143L141 73L142 75L140 76V74H136V75H139V77L141 78L140 80L137 79L138 81H134L132 78L131 81H128L126 84H121L118 85V87L116 88L115 91H113L109 96L108 95H102L100 94L98 97L102 98L104 96H107L103 99L104 101V104L103 105H107L105 106V108H109L111 109V111H113V113H115L116 115L118 116H121L123 118H126L128 121L127 122H134L135 123V126L139 127L136 128L137 131L140 132V134H138V138L137 139H134V140H131V142H129V144L123 148V149H119V150H116V151H113V152H110L109 155H106V159L108 160V163L106 164L105 168L103 169V171L101 172V179H100V182L101 184H105V186L103 187L102 189V193L103 195H100L99 197L100 198H103L104 201H107V200H111L110 202H114V203H119L118 207L116 208V212H117V216H116V219L118 220L116 226L115 227L117 229V233L114 235V237H112L113 239H115V241H117V246L119 247L118 249L122 252V253H127L130 250H133V252H128L129 254H133L135 256L136 259H138V257L136 256H139L140 254V248H141V245L143 244V242L145 241V238H150L151 239H154L153 237L158 234V235H162L163 232H165L166 230H169L171 229V227L176 224L174 223V221H176L177 219V224L174 225V229L175 230H179V231H183L184 233H182V237L179 235V234H174L175 236V239H167V238H164L163 237L160 239V240H157L158 241V244L161 243V241L165 240H169V245H167V247L169 248L168 250L172 249L173 250H177L178 248L180 250H184V251H189L190 252V249L191 247L193 246H198V248L200 246H203V245H212L213 247V244L217 245V243L213 242V240H211L212 238H209L211 237V233H216L218 231H222L223 233L226 232L225 231V228L227 229L228 231V228H229V225L231 226V222L229 221V217L232 216L233 214L236 216H238V214H240V209H242L241 211L244 213V212H247L248 214V217H254V215H256V213L262 209V208H259L260 205L258 204L261 203V201H259L258 199H255V202L256 200H258L257 203L254 204V201L251 202L253 205L252 207L248 208V209H243V207L241 208V206H239L237 204V206H234V208H231L228 210L225 209L226 208V201H225V198L226 196L228 197V194L232 191V190H240L239 192H241L243 189H244V192H245V188L246 187H249V179L245 180V178H247L245 176L244 180L242 178H240V181H243V182H239V180L237 181L239 184H237V182L235 180H231V181H235V185L232 183V182H229V183H232L233 186H229L226 184L225 182V179L223 181L219 180L220 176H215L216 174L211 172V169L214 168L212 167L210 169L207 168L203 171L204 175L206 173V178H203V179H209V183H210V187L206 193L204 194L205 195V199L208 197V195L206 196V194L208 193L209 194V197L211 196L212 198V201H207L205 200L203 197L202 199L200 198H197V200L199 199V202L198 204L195 203L194 205H198L196 207L198 208H194L191 206V210H190V206H186L185 203L189 202L188 200L192 199V198H189L188 196H186L188 193L190 192H193L192 191H185V192H180V193H177L175 192L176 194V197L178 198V202H180L181 204V207H179L177 204L173 203L174 206L172 205V207H170L171 209L173 207H175V205H177V209H175L173 211V213H171L172 211L170 210L169 213H167L168 209H170L169 207H167L168 209L166 210V213L168 214H164L163 216H165L164 218H160V217H150L149 214H150V211H153V208L156 207V206H159L158 203L155 201V195L153 196V194H151V191H155L158 189H154L152 190V186L151 185H154L156 184L157 182H160V180L162 178H164L165 174L167 175H170L172 176L173 178V181H175L176 183L179 184L180 183H183L184 184L188 183L189 180H191V178L193 177V174L191 175L190 173H188V171H186V166H188V164L190 163L189 161L192 159V155L193 156H202V157H206L207 160H212L213 156H216L218 158H225L228 159V161H232V163L234 162H237V160L244 164V166H242V164L240 166H242V168L237 167L238 168V171L239 169L244 170V172H250V174L252 173L253 176L252 177H260V176H263L264 175V154H260L258 156V154L256 155V157L258 159H256V157L253 155H251V153L248 151V150H243L247 148L246 145L250 144V143H254L256 142V139L258 136H256L257 134L260 135V138H259V141L257 140V142H263L264 144V87H259L260 89L257 91L259 93L263 92V94L261 96H259L260 98L258 99H252V104L249 105V101L247 100V98L243 97L242 100L240 101H236V102H232L231 99H229L230 101L229 102H222L221 103V99L222 96L219 98L218 95H220L218 92L215 91V93H209V95L206 97V98H202L201 102H200V105L197 106V101L200 100L199 99V96L198 98L196 99L197 101H195V96L193 95V90L189 89L190 91L189 92H186L185 90H188L186 87H189V86H184L182 85V82H181V87L179 85L180 88L177 87V92L176 93H171L169 92V94H165L163 93L161 95V91H160V88L161 86H159V83L158 80L155 82H153V80L151 81V77L154 78L153 76L155 75L156 76V72H159L162 68L164 69L165 73H161V76L163 75V77H165V79L163 78L164 82L163 84H166V85H163V86H167V87H170L172 85L174 86H177V84L175 85L173 81H176L175 77L177 76V70H180V69H176L175 67H170L168 68L167 66H165L163 63L162 65H164V67H162ZM182 64H184V62H182ZM197 64V63H196ZM211 64H208L211 66ZM245 64V63H244ZM43 65V66H42ZM125 65V64H124ZM131 65V64H130ZM134 65V64H133ZM138 65V64H137ZM142 65H147V64H142ZM148 65H150L148 63ZM160 65V66H159ZM169 65V64H168ZM186 65V64H185ZM207 64H205L206 66ZM218 65V64H217ZM222 65V64H221ZM225 65V64H224ZM237 65V64H236ZM238 68V66H236ZM46 66V65H45ZM88 66V65H87ZM101 66V65H100ZM119 66H122V65H119ZM177 66V65H176ZM183 66V65H182ZM181 66V67H182ZM187 66V65H186ZM190 66V65H189ZM210 66L208 68V66H206V68H208L210 70ZM240 66V65H239ZM258 66V65H256ZM62 67V66H61ZM136 67V66H135ZM134 67V69H135ZM148 67V66H147ZM162 67V68H161ZM180 67V66H178ZM185 67V66H184ZM201 67V66H200ZM203 67V65H202ZM219 67V66H218ZM225 67V66H224ZM229 67V66H228ZM234 67V66H233ZM234 67V68H235ZM264 67V66H262ZM261 67V68H262ZM18 68V67H17ZM47 68V67H46ZM109 68V66H108ZM108 68H105V70H102V71H97L98 73H95V76H94V81H97L99 79H101L102 77L104 78L106 75L109 76L110 72L109 71H106ZM118 68V67H116ZM122 68V67H121ZM121 68H119L118 70H121ZM124 68V67H123ZM161 68V69H160ZM205 68V67H204ZM205 68V70H206ZM214 68V67H213ZM45 69V67H44ZM43 69V70H44ZM61 69V68H59ZM102 69V68H101ZM111 69V68H110ZM131 69L132 66H131ZM194 69V68H192ZM202 69V68H201ZM225 69V68H224ZM239 69V68H238ZM241 69V68H240ZM22 70V68H21ZM51 70V69H50ZM53 70V69H52ZM117 70V69H115ZM126 70V69H125ZM212 70V69H211ZM220 70V69H219ZM227 70V69H225ZM230 70V69H228ZM232 70V68H231ZM4 66L2 64H0V114L2 113L5 118L7 119V117H10L12 116V120L13 118L15 117V123H12L10 125V123H8V132L4 131L3 132V136L6 138V139H9L8 140V144H9V147H10V150L12 151V155L13 157L15 158L16 162L18 164H16V162L13 160L8 148H7V145L0 133V145L1 147L3 148V153L6 157V160H7V163L9 165V167L15 171L17 173V175H19L21 178H19L18 176L15 177V175L9 173L8 171L5 172L4 168H3V172H4V181H5V184L8 185V186H11V185H18V184H25V183H29V180L27 179V177L23 174V172L21 171V169L24 171V173L26 175H30V172H31V168H32V162H34L35 160H32V157L36 158V156L34 155H30L26 152H24L20 147H19V144H18V139H16L15 137H12V132L11 131L12 129H15L17 130V127H18V124L20 122L21 119L20 116H22V113L23 111H27L28 108H30V106L28 107V103L30 101H32V99L35 100V98L37 97L38 98V93L39 92H36L38 90V87L39 85L41 86L43 84V86L45 87V91H46V87L44 85V81H43V77L40 76L41 74L40 73H36L35 75H31V78L33 77V80L35 83H33L32 81H30L29 77L28 78H20V79H16L14 77V74L15 71H11L10 73H5L4 72ZM42 71V69H41ZM60 72V70H58ZM62 71V70H61ZM92 71V70H91ZM124 71V70H123ZM128 71V70H127ZM183 71V70H181ZM195 71V70H194ZM193 71V72H194ZM208 71V70H206ZM214 71V70H213ZM223 71V70H222ZM20 72V71H19ZM80 72V71H79ZM86 72V71H85ZM96 72V71H95ZM160 72H163V71H160ZM196 72V71H195ZM211 72V71H210ZM221 72V71H220ZM227 72V71H225ZM229 72V71H228ZM241 72H244V71H241ZM251 72V71H250ZM87 73V72H86ZM90 73V72H89ZM137 73V72H136ZM184 73V71H183ZM218 73V72H217ZM61 74V73H60ZM118 74V73H117ZM126 74V73H125ZM159 74V73H158ZM187 74V73H186ZM199 74V73H198ZM205 74V72H204ZM208 74V73H207ZM216 74V73H215ZM230 74V73H229ZM239 74V73H238ZM262 74V73H261ZM25 75V74H24ZM66 75V74H65ZM87 74H85L86 76ZM91 75V74H90ZM113 75H116V74H113ZM120 75V74H119ZM200 75V74H199ZM211 75V74H209ZM213 75V74H212ZM211 75V76H212ZM243 75V74H242ZM26 76V75H25ZM88 76V75H87ZM112 76V75H110ZM205 76V75H203ZM208 76V75H207ZM246 76V75H245ZM254 76V75H253ZM14 77V78H13ZM84 77V76H83ZM138 78V76H136ZM209 77V76H208ZM213 77V76H212ZM218 77V76H217ZM264 77V76H263ZM53 79V77H51ZM107 78V77H106ZM130 79V77H128ZM147 78H150L147 80ZM157 78V77H156ZM178 78V77H176ZM200 78V77H199ZM210 78V77H209ZM215 78V77H214ZM219 78V77H218ZM230 78V77H229ZM233 78V76H232ZM231 78V79H232ZM235 78V77H234ZM57 79V78H56ZM105 79V78H104ZM144 79L147 80L148 83H145ZM172 79H175V80H172ZM180 79V78H178ZM184 79V78H182ZM188 79V78H187ZM226 79V78H225ZM89 80V79H88ZM93 79H90L89 81H85L86 82V86L84 88H82L81 90L77 91V92H74L71 96V99L69 100V103H66L68 106H70V109H68V113L67 114H75V112L73 113L76 105L75 103L78 102L80 103V105H82L83 107L81 108V111H80V114L81 115H78L80 117H84L86 120H90V117H91V89L89 88V86L91 85V81ZM117 80V79H116ZM197 80V79H196ZM235 80V79H234ZM241 80V79H240ZM264 80V79H263ZM119 81V80H118ZM123 81V80H122ZM159 81H161L159 79ZM181 81V79H180ZM179 81V83H180ZM208 81V80H207ZM206 81V83H207ZM224 81V80H223ZM50 82V81H49ZM80 82V81H79ZM140 82V84H139ZM178 82V81H177ZM146 85H145V84ZM178 83V84H179ZM196 83V82H194ZM221 83V82H220ZM219 83V84H220ZM231 83H232V80H231ZM264 83V82H263ZM38 84V85H37ZM56 86L58 85V82L57 80H55V83H54ZM70 84V83H69ZM80 84V83H79ZM187 84V83H186ZM185 84V85H186ZM193 84V83H192ZM203 84V83H201ZM250 84V83H248ZM259 84V83H258ZM47 85V84H46ZM83 85V84H82ZM106 85V84H105ZM213 85V84H212ZM226 85V84H224ZM254 85V84H253ZM260 85V84H259ZM107 86V85H106ZM184 86V87H183ZM193 86V85H192ZM50 87V86H49ZM76 87V86H75ZM74 87V88H75ZM110 87V86H109ZM197 87V86H196ZM205 87V86H203ZM211 87V86H209ZM208 87V88H209ZM243 87V86H242ZM54 88V87H53ZM57 88V87H56ZM56 88H54L56 90ZM78 88V87H77ZM164 88V87H163ZM171 88V87H170ZM191 88V87H189ZM194 88V87H193ZM212 88V87H211ZM226 88V87H225ZM234 88V87H232ZM245 88V87H244ZM76 89V88H75ZM110 89V88H109ZM112 89V88H111ZM168 89V88H167ZM184 89V90H183ZM210 89V88H209ZM258 89V88H257ZM166 90V89H165ZM201 90V89H200ZM203 90V89H202ZM201 90V91H202ZM256 90V89H254ZM90 91V92H89ZM199 91V90H198ZM206 91H208L206 89ZM211 91V90H210ZM236 91V90H235ZM251 91V90H250ZM51 92V91H50ZM68 92V91H67ZM88 92V93H87ZM174 92V91H172ZM214 92V91H213ZM252 92V91H251ZM256 92V91H255ZM256 92V94L258 95V93ZM171 93V94H170ZM198 93V92H197ZM201 93V92H200ZM199 93V94H200ZM230 93V92H229ZM109 94V93H108ZM213 94H216V95H213ZM68 95V94H67ZM70 95V94H69ZM102 95V96H101ZM146 95V96H145ZM249 95V94H248ZM42 96V95H41ZM46 96V95H45ZM160 96H165L166 98L163 99V97L161 98ZM68 97V96H67ZM203 97V96H202ZM235 97V96H234ZM253 97V96H252ZM65 98V96L63 97ZM62 98V99H63ZM201 98V97H200ZM50 99V98H49ZM215 99H217V102H215ZM223 99V98H222ZM249 99V98H248ZM37 100V99H36ZM41 100V99H40ZM38 100V101H40ZM46 100V99H45ZM56 100V99H55ZM224 100H225V97H224ZM37 101V102H38ZM43 101V100H42ZM52 101V100H51ZM102 101V100H101ZM218 101L220 103H218ZM228 101V99H227ZM55 102V101H54ZM96 102V101H95ZM215 102V103H214ZM35 103V102H34ZM63 103V102H62ZM39 104V103H38ZM47 104V103H46ZM93 104V103H92ZM196 104V105H195ZM202 104V105H201ZM98 105V104H97ZM46 106V105H45ZM28 107V108H27ZM34 107H37V105H35ZM250 108V109H258L257 112L255 113H249V114H245L246 111H244V117L247 118V119H244L242 118L241 120H239V124L236 125V128H234L233 126H231V124H233L232 122H234V117H236L237 119V114H239L243 108ZM78 108V106H77ZM100 108V107H99ZM246 108V109H247ZM31 109V108H30ZM38 109L42 110V107H38ZM37 109V110H38ZM241 111H240V110ZM247 109V111H248ZM95 110V109H94ZM205 112H203V111ZM245 110V109H244ZM31 111V110H30ZM39 111V110H38ZM202 111V112H201ZM238 111V113H237ZM28 112V111H27ZM33 112V111H32ZM31 112V113H32ZM64 112V111H63ZM237 113V114H236ZM36 114V113H35ZM63 114V113H62ZM66 114V113H65ZM79 114V113H78ZM18 115V116H17ZM28 115V114H26ZM30 115V113H29ZM28 115V116H29ZM246 115V116H245ZM3 116V117H4ZM54 116V115H52ZM74 117H76V115H73ZM77 116V117H78ZM200 116H203V118H201ZM25 119L28 118V117H25L23 116ZM49 117V116H48ZM70 117V116H69ZM111 117V116H110ZM241 117V116H240ZM153 118L156 120L155 123H153ZM51 119V118H50ZM55 119V117H54ZM72 119V118H71ZM69 119V120H71ZM125 119V120H126ZM231 119V120H230ZM44 120V119H43ZM43 120H42V123L41 121H37L41 124H43ZM121 120V119H120ZM119 120V122H120ZM9 121V120H8ZM24 121V120H23ZM81 121V120H80ZM85 121V120H84ZM91 121V120H90ZM124 121V120H122ZM121 121V122H122ZM66 122V121H64ZM72 122V121H71ZM86 122V121H85ZM126 122V121H124ZM238 122V121H237ZM25 123V122H24ZM28 123V122H27ZM56 123V122H55ZM91 123V122H90ZM14 124V125H13ZM47 124V123H46ZM54 124V122H53ZM196 124H201L203 125V127H200L202 129L200 130H197L196 128ZM48 125V124H47ZM73 125V124H72ZM132 125V124H131ZM36 126V125H35ZM39 126V125H38ZM154 126V127H153ZM198 127V126H197ZM10 128V129H9ZM52 128V127H51ZM156 128V129H154ZM58 129V128H57ZM127 129V128H126ZM232 129H234V132L235 133H238L241 135H243L244 132H253L254 134V137H252L251 135L252 134H248L252 137V139H248L246 140V142H244L243 145H239V139H241L242 137H239L238 140H234L233 138L230 139V135H229V130L232 131ZM10 130V132H9ZM54 130V129H53ZM125 130V129H124ZM136 131V130H134ZM133 132V131H132ZM15 132H13V135H14ZM36 133V132H35ZM127 133H129V131H127ZM150 133H156V136H152L154 137V139H151L149 138L150 136ZM40 134V133H39ZM220 134V135H219ZM69 135V134H68ZM152 135V134H151ZM233 135V134H232ZM41 136V135H40ZM129 136V135H128ZM217 136H219L218 138V141H216L217 139ZM236 136V135H235ZM22 137V136H21ZM48 137V136H47ZM135 137V136H134ZM156 137V138H155ZM233 137V136H232ZM28 138V137H27ZM64 138V137H63ZM136 138V137H135ZM250 138V137H248ZM255 139V140H254ZM48 140V139H47ZM243 140V139H242ZM43 141V140H42ZM50 141V140H49ZM129 141V140H128ZM35 142V140H34ZM65 142V141H64ZM37 143V142H36ZM60 143V142H59ZM36 145V144H35ZM60 145V144H59ZM262 145V144H261ZM49 146V145H48ZM239 147H241V149H238ZM264 147V146H263ZM29 149V148H28ZM31 150V148H30ZM35 150V149H34ZM45 152V151H44ZM57 153V151L55 152ZM54 153V154H55ZM132 153H137L141 156L144 157L145 160L147 161H144L143 162V165H147V163H152V165L150 167H148V169H145L144 167H141L144 168L142 169L144 172L140 175L139 173L137 174V172L135 171L137 169V165L136 166H133L132 167H126L130 160H131V154ZM253 153V152H252ZM40 155V154H39ZM42 155V154H41ZM40 155V156H41ZM182 155V156H181ZM44 156H45V153H44ZM181 156V158L179 157ZM0 157H1V154H0ZM175 157H178V159L180 158L181 160L179 161H176V163H173L174 161L172 159H174ZM251 157L254 159L252 162L251 160ZM39 158V157H38ZM104 158V157H103ZM195 158H198V157H195ZM250 158V159H249ZM105 159V158H104ZM103 159V160H104ZM134 159V158H133ZM204 159V158H202ZM205 159V160H206ZM223 159L221 161H223ZM62 160V159H61ZM219 160V159H218ZM134 161V160H132ZM173 161V162H172ZM200 161V160H199ZM227 161V160H226ZM225 161V162H226ZM251 161L253 164L256 163V164H260V168L261 169H258V167H253L252 166V169L250 168L251 167V164L250 162ZM135 162V161H134ZM140 162V161H138ZM195 162V161H194ZM211 161H208V166H209V163ZM136 163V162H135ZM146 163V164H145ZM215 163V162H214ZM227 163V162H226ZM229 163V162H228ZM229 163V164H230ZM239 163V164H240ZM249 163V164H248ZM74 164V163H73ZM134 164V163H133ZM171 164V165H170ZM196 164V162H195ZM198 164V162H197ZM223 165L221 166H224V161L222 163ZM237 164V163H236ZM18 165L20 166V168L18 167ZM58 165V164H57ZM212 165V164H211ZM228 165V164H227ZM235 165V164H234ZM171 166V168H170ZM195 166V165H194ZM200 166V164H199ZM226 166V164H225ZM231 166V164H230ZM139 167V166H138ZM140 167V168H141ZM176 167V169L178 170H174ZM110 168L113 169V171L110 173H107ZM188 169V168H187ZM196 169V168H195ZM194 169V170H195ZM202 169V168H201ZM216 169V167L214 168ZM108 170V171H107ZM115 170V171H114ZM139 170V169H138ZM198 170H199V167H198ZM197 170V171H198ZM218 170V169H217ZM234 170V169H233ZM232 170V171H233ZM252 170V172H251ZM48 170H45V168H43V176H44V179H47L49 178L50 174H48L47 172ZM192 171V170H191ZM200 171V170H199ZM202 171V170H201ZM216 171V170H215ZM214 171V172H215ZM235 171V170H234ZM9 174H8V173ZM211 173L210 176L208 173ZM217 172V171H216ZM243 172V171H242ZM83 173V172H82ZM107 173V175H106ZM201 172V174H203ZM213 173V174H212ZM220 174V172H217ZM226 173V172H225ZM233 173V172H231ZM263 173V174H262ZM35 174V173H34ZM61 174V173H60ZM246 174V173H245ZM227 175V174H226ZM249 175V173H248ZM169 176V177H170ZM202 176V175H201ZM209 176V177H208ZM218 177L219 179L215 178V177ZM251 175H249L250 177ZM56 177V176H55ZM204 177V176H202ZM248 177V178H249ZM168 178V177H166ZM195 179H193L194 181L198 180L199 179V176L197 177H194ZM232 178V177H231ZM251 178V177H250ZM48 180V179H47ZM66 180V179H65ZM169 180V179H168ZM45 181V180H44ZM76 181V180H75ZM128 181H131L130 182V185H128ZM140 182L141 184H138L137 182ZM170 181V180H169ZM192 181V182H194ZM172 182V181H171ZM199 182V181H198ZM198 182L196 183V185L198 184ZM255 182V180H254ZM260 182V181H259ZM46 183V182H45ZM256 183V182H255ZM97 184V183H95ZM159 184V183H158ZM193 184V183H192ZM191 184V186H192ZM263 184V183H262ZM36 185V184H35ZM35 185H31L28 186L29 188V193H30V188L32 191H34L35 189H37L38 186H35ZM39 185H41L39 183ZM47 185V184H46ZM149 185L151 187H149ZM188 185V184H187ZM190 185V184H189ZM188 185V186H189ZM227 185V186H226ZM248 185V186H247ZM49 186V185H48ZM57 186V185H56ZM101 186V185H100ZM114 187L116 188V190L114 189L113 193H109L110 190H108L109 188ZM162 186V185H161ZM177 186V184H176ZM184 187H186L185 185H183ZM190 186V187H191ZM200 186V185H199ZM257 186V184H256ZM35 187V189L33 188ZM44 187V186H43ZM195 187V185L193 186ZM253 187V186H252ZM258 187V186H257ZM61 190L63 192H65V187H60ZM170 188V187H169ZM254 188V187H253ZM253 188H249V189H253ZM261 188H264V187H261ZM43 189V188H42ZM164 189V187L162 188ZM161 189V190H162ZM178 189H180L178 187ZM248 189V190H249ZM257 189V188H256ZM255 189V190H256ZM38 190H39V187H38ZM37 190V192H38ZM45 190V189H44ZM49 190V189H48ZM47 190V191H48ZM96 190V189H94ZM160 190V191H161ZM196 190V189H195ZM205 190V189H204ZM263 190V189H262ZM36 191V190H35ZM47 191L45 190V192L47 193ZM197 191V190H196ZM195 191V192H196ZM200 191V190H199ZM198 191V192H199ZM253 191V190H252ZM261 191V189L258 188V192ZM35 192V193H37ZM40 192V191H39ZM156 192V191H155ZM168 192V191H167ZM166 192V193H167ZM172 191L170 190V193ZM255 193V191H253ZM256 191V193H258ZM263 192V191H262ZM34 193V192H33ZM50 193V192H48ZM106 193V194H105ZM108 193V194H107ZM154 193V192H153ZM197 193V192H196ZM233 193V191L231 192ZM230 193V194H231ZM238 193V192H237ZM264 193V192H263ZM39 194V193H37ZM41 194V193H40ZM105 194V195H104ZM151 194V196H150ZM174 194V193H173ZM174 194V195H175ZM191 194V193H190ZM202 194V193H201ZM235 194V192L233 193ZM242 194V192H241ZM251 197L252 195H256V194H252V192L250 193ZM262 193H259L258 195H261ZM55 195V194H54ZM167 195V194H166ZM246 195V194H245ZM40 196V195H39ZM47 196V195H46ZM52 196V195H51ZM91 196V195H90ZM161 196V195H160ZM201 195H199L200 197ZM238 196V195H237ZM243 196V195H241ZM248 196V197H250ZM30 197H31V202H32V206H33V201H32V196H31V193H30ZM55 197V196H54ZM89 197V196H88ZM159 197L158 194L156 196V198ZM167 197V196H166ZM171 197V196H170ZM175 197V198H176ZM189 199H188V198ZM239 197V196H238ZM262 197V196H260ZM264 197V195H263ZM262 197V198H263ZM35 198V197H33ZM37 198V196H36ZM35 198V199H36ZM40 197H38L39 199ZM42 198V197H41ZM52 198V197H50ZM90 198V197H89ZM160 198V197H159ZM172 198H174L172 196ZM231 198V197H230ZM234 198V197H233ZM254 198V197H253ZM259 198V197H258ZM59 199V198H58ZM57 199V200H58ZM164 199V198H163ZM194 199V198H193ZM210 199V198H209ZM208 199V200H209ZM43 200V199H42ZM41 200V202H42ZM53 199L49 200V207H50V210H52L55 206L54 202H55V199L54 201L52 202ZM170 200V198H169ZM196 200V199H195ZM243 200V199H242ZM40 202V200H38ZM98 202L100 200H97ZM163 203H164V200H162ZM176 201V200H174ZM191 201V200H190ZM232 201V200H231ZM250 201V200H249ZM252 201V200H251ZM91 202V201H90ZM109 202V201H108ZM109 202V203H110ZM160 202V201H158ZM167 202H169L167 200ZM181 202H185L183 203V205L185 204V207L188 208L190 211H186L185 207H182V203ZM225 202V203H224ZM242 202V201H241ZM57 203V201H56ZM62 202L60 200H58V203L56 204V207L57 205H62L61 204ZM162 203V202H161ZM170 203V202H169ZM168 203V204H169ZM193 203V201L191 202ZM238 203V202H237ZM36 204V203H35ZM39 204V203H38ZM102 204V203H101ZM106 204V203H105ZM108 204V203H107ZM112 204V203H110ZM166 204V203H164ZM188 205L190 204L187 203ZM258 204V205H257ZM163 205V204H162ZM230 205V204H229ZM256 205V206H255ZM39 206V205H38ZM44 206V205H43ZM168 206V205H167ZM170 206V205H169ZM248 206V205H247ZM41 207V206H40ZM262 207V206H261ZM39 208V207H38ZM43 208V207H42ZM45 208V207H44ZM47 208V207H46ZM60 208V207H59ZM166 208V207H165ZM63 209V208H62ZM174 209V208H173ZM47 210V209H46ZM49 210V208H48ZM156 210V209H154ZM159 212L160 211H165L164 210V207H160L158 208ZM222 210V211H221ZM33 211H34V208H33ZM54 211V209H53ZM52 211V212H53ZM234 211V212H232ZM51 212V211H50ZM158 211L156 210V212H153V213H157ZM175 212V213H174ZM263 212H264V209H263ZM35 213V212H34ZM54 213V212H53ZM163 213V212H162ZM232 213V214H231ZM172 214L174 215L173 218L172 217ZM200 214V215H199ZM214 215H217V218L216 216ZM241 215V214H240ZM260 215V213H259ZM162 216V215H161ZM162 216V217H163ZM203 217V218H200ZM210 216L212 219H207V217ZM37 218H40V217H37ZM87 218V217H86ZM85 218V219H86ZM115 218V217H114ZM209 218V217H208ZM238 218V217H236ZM243 218V217H242ZM255 218V217H254ZM44 219V218H43ZM47 219V218H46ZM108 219V218H107ZM204 220V222L202 223L200 220ZM257 219V218H256ZM38 220V219H37ZM112 220V218H111ZM115 221V219H113ZM199 221V224L202 226H200L201 228H203V225L206 226V228H208L210 226V229H206V230H211V233L210 235L211 236H207L206 234L208 233H205L204 234L210 239V240H207L206 237L203 236L202 232H203V229L201 230V228L198 226V224L196 225V227L198 226V229L200 228V230L198 232H195L194 233H191V229L189 227H193V223L196 224V222L198 223ZM232 220V219H231ZM244 221L246 219H243ZM250 220V219H249ZM51 221V220H50ZM90 221V220H89ZM88 221V222H89ZM241 220L239 219V222ZM243 221V222H244ZM262 221V220H261ZM38 222V221H37ZM40 222V221H39ZM45 222V221H44ZM49 222V221H47ZM86 222V221H85ZM43 223V222H42ZM53 223V222H52ZM90 223V222H89ZM110 224H113V222H109ZM172 224V226H170V224ZM180 223V224H179ZM190 223V224H189ZM242 223V222H241ZM245 223V222H244ZM263 223V221L261 222ZM55 224V223H54ZM57 224V223H56ZM55 224V225H56ZM73 224V223H72ZM76 224V223H75ZM91 224V223H90ZM194 224V225H195ZM203 224V225H202ZM44 225V224H43ZM50 225V224H49ZM178 225V226H177ZM233 225V224H232ZM51 226V225H50ZM75 226V225H74ZM83 226V225H82ZM114 226V225H113ZM177 226V228L175 227ZM53 227V226H52ZM62 227V226H61ZM195 227V226H194ZM194 227L192 228L194 230ZM246 227V226H245ZM255 225L252 227L254 228ZM257 227V226H256ZM255 227V228H256ZM58 228V227H57ZM63 228V227H62ZM60 229L59 230H63V229ZM205 228V227H204ZM212 228H216V229H219L218 231L216 232H213ZM222 228V229H221ZM224 228V229H223ZM251 228V229H252ZM49 229V228H48ZM88 229V228H86ZM187 229H189V233H187ZM231 229V228H229ZM129 230V231H128ZM173 230V229H172ZM174 230V232H176ZM246 230V229H245ZM52 231V230H51ZM178 231V232H179ZM60 232V231H59ZM173 232V233H174ZM222 232H220L219 234L217 233V236L216 234L214 235L216 238H214L215 240L217 238H220L222 239V235H220ZM230 232V231H229ZM228 232V234H229ZM235 232V231H233ZM253 232V231H252ZM261 232V235L258 236L257 233L254 232V234H251V235H255L256 236H250L253 240L257 239V237H260L261 239V236H264V234L262 235V231ZM170 233V232H169ZM251 233V231H250ZM250 233L248 235H250ZM264 233V232H263ZM65 234V233H64ZM171 234V233H170ZM260 234V233H259ZM62 235V233H61ZM165 236V234H163ZM169 235V234H168ZM167 235V236H168ZM180 236L179 238L176 236ZM221 236V237H218V236ZM226 237H227V233L225 234ZM233 235H235V233H233ZM233 235H228V237L230 236V238H228L226 240V237H224L225 239L223 240L222 239V243L220 242L218 244V246L220 247H217L219 248V250L216 249H213L214 251L210 252L208 249L205 250L204 255L203 254H199V256L197 257H194V255L192 256V258H182L181 256H177V258L179 257V264H253L254 262H259V261H264V258L262 256L264 255H260V254H246V253H240V248H242L243 245H241L240 243V238L235 236V237H232ZM69 236V235H68ZM158 237V236H157ZM171 236V238H174ZM213 237V236H212ZM243 239V238H241ZM250 238H248L247 240L249 241ZM250 239V240H252ZM260 239H257V240H260ZM64 240V239H63ZM148 240V241H150ZM172 240V241H170ZM246 240V239H245ZM256 240V241H257ZM264 238L261 241H263ZM73 241V240H72ZM211 241V242H210ZM37 242H38V247H39V252H40V257H41V262L42 264H49L47 262V258L45 256V253L43 251V247H42V242H41V238H37ZM65 242V241H64ZM153 242V241H152ZM246 242V241H245ZM251 243V241H249ZM259 242V241H258ZM54 243V242H53ZM52 243V244H53ZM85 243H87L85 241ZM73 244V247H71V250L69 249L68 253H67V260H66V264H84V255H85V252H89L91 250V247L89 246V244ZM149 243V242H148ZM155 243V242H154ZM154 243H151V244H154ZM175 243V244H174ZM252 243H256L255 241L252 242ZM264 243V242H263ZM51 246H54L52 245ZM63 244V243H62ZM65 244V243H64ZM70 244V243H69ZM72 244V242H71ZM162 244V243H161ZM260 244V243H258ZM61 245V244H59ZM57 246V244H56ZM56 246L54 247H49L50 248H47V255H48V258H52V255H53V252L55 251L53 248H56ZM67 246V245H66ZM115 246V245H114ZM143 246V245H142ZM164 246V245H163ZM157 247V246H156ZM165 247V246H164ZM163 247V248H164ZM208 247V246H207ZM210 247V246H209ZM211 247V248H212ZM64 248V246H63ZM69 248V247H68ZM144 248V247H143ZM162 248V246H161ZM176 248V249H175ZM156 249V248H155ZM178 249V250H179ZM189 249V250H188ZM196 249V248H195ZM202 249V248H201ZM46 250V249H45ZM54 250V251H53ZM159 250V249H158ZM192 250H194V248H192ZM200 250V249H199ZM64 251V250H62ZM154 251V250H152ZM195 251V250H194ZM66 252V251H64ZM91 252V251H90ZM155 252V251H154ZM174 252V251H172ZM144 253V252H143ZM153 253V252H152ZM161 253V252H160ZM184 253V252H183ZM202 253V251H201ZM63 254V253H62ZM189 254V253H188ZM64 255V254H63ZM182 255V254H181ZM184 255V254H183ZM196 255V254H195ZM62 256V255H61ZM154 256V255H153ZM161 257H158L157 256V260L161 259V261L163 262H166L167 260H169V253H162L160 255ZM173 256V254H172ZM171 256V257H172ZM133 257V256H132ZM141 257V255H140ZM152 257V256H151ZM149 256V258H151ZM176 257V255L174 256ZM173 258V260H175ZM194 257V258H193ZM142 258V257H141ZM144 258V257H143ZM148 258V257H147ZM156 258V257H155ZM146 259V258H145ZM154 259V258H153ZM171 260V259H170ZM64 261V260H63ZM149 261V260H148ZM145 262V261H144ZM171 262V261H170ZM160 263V262H159ZM167 263V262H166ZM162 264V263H161ZM168 264V263H167Z\"/></svg>", "mask_w": 264, "mask_h": 264}, {"label": "water", "instance_id": "3", "mask_svg": "<svg viewBox=\"0 0 264 264\" xmlns=\"http://www.w3.org/2000/svg\"><path fill=\"white\" fill-rule=\"evenodd\" d=\"M0 127L5 124L0 123ZM0 154V264H42L37 242V238L45 239L37 222L42 213H34L28 188L40 181L6 185L3 168L15 177L19 175L9 167L1 145ZM46 239L51 240V236Z\"/></svg>", "mask_w": 264, "mask_h": 264}]
</instances>
